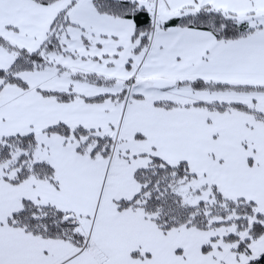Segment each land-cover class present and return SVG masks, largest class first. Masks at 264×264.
Listing matches in <instances>:
<instances>
[{
  "label": "snow or ice",
  "instance_id": "6c2138e0",
  "mask_svg": "<svg viewBox=\"0 0 264 264\" xmlns=\"http://www.w3.org/2000/svg\"><path fill=\"white\" fill-rule=\"evenodd\" d=\"M0 264H264V0H0Z\"/></svg>",
  "mask_w": 264,
  "mask_h": 264
}]
</instances>
